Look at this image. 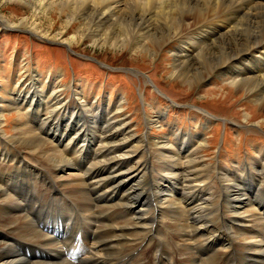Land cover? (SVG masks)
<instances>
[{
    "label": "bare ground",
    "instance_id": "bare-ground-1",
    "mask_svg": "<svg viewBox=\"0 0 264 264\" xmlns=\"http://www.w3.org/2000/svg\"><path fill=\"white\" fill-rule=\"evenodd\" d=\"M7 1L32 9L30 17L16 22L0 14L7 29L28 26L31 33L42 31L37 18L55 7L59 12L69 9L67 23L85 20L67 37L64 31L52 36L69 48L77 38L89 36L94 46L136 45L140 52L153 54L149 42L157 50L175 40L179 45L172 74L182 84L191 87L215 76L228 77L233 87L244 89L264 107V0H238L249 8L242 16L234 8L237 0L0 4ZM47 32L40 38H48ZM32 73L15 83L18 89L8 91L0 84V94L6 95L0 96V264H146L143 250L137 259L127 250L152 233L156 219L154 236L156 242L163 239L162 252L180 251L172 242L175 237L185 240L190 252L183 251L178 260L165 254L162 259L178 264H188V258L197 264H264V240L254 233L256 228L264 235V151L246 164L222 166L218 159L207 164L203 131H170V137L156 141L149 135L135 136L122 111L123 97L113 106L93 104L83 95L70 103L51 80L41 79L47 85L41 87L36 68ZM7 109L28 115L26 123L33 130L22 140H28L27 150L19 146L26 123L19 122L13 135L2 127ZM23 154L35 164L25 162ZM65 176L73 180L62 190L56 183ZM227 228L234 234L231 241L224 233ZM58 229L68 238L58 240ZM187 235L190 239H184ZM14 243L19 244L16 249ZM194 243L197 246L190 247ZM37 246L45 259L33 260L34 255L20 252L24 247L31 254ZM74 250L79 256L72 260ZM123 256L126 260L120 261Z\"/></svg>",
    "mask_w": 264,
    "mask_h": 264
},
{
    "label": "rangeland",
    "instance_id": "rangeland-1",
    "mask_svg": "<svg viewBox=\"0 0 264 264\" xmlns=\"http://www.w3.org/2000/svg\"><path fill=\"white\" fill-rule=\"evenodd\" d=\"M31 1L64 3L80 0ZM125 2L116 0L112 3L118 5ZM261 2V5H264V2ZM234 8L238 9V16L249 11V8L238 0L235 1ZM68 13L69 9L59 12L55 7L48 16L38 17L37 22L42 31L33 32L34 34L29 31L28 26L4 28L0 19V84L6 86L8 91H12V87L18 89L19 86H15V83L32 77V69L36 68L41 77L39 81L51 80L57 86L56 90L61 89L62 96L70 103L74 96L83 95L85 100L88 97L87 100L93 104L98 101L100 104L113 106L117 98L123 97L122 111L135 136L149 135L143 132L145 125L149 128L151 139L155 141L170 137V131H203L200 137L205 138L207 144H204L202 155L207 164L219 160L222 166L235 165L236 162L241 165L252 156L257 157V151H264V107L260 101L252 98L244 89L233 87L228 77L215 76L191 87L182 84L181 79L172 74L174 53L179 45L177 41L171 40L157 50L149 42L148 47L153 49V54L140 52L136 45L118 49L94 46L89 36L77 38L69 48L65 43H61L60 39H51L58 31H64V37L69 36L78 31L85 22L78 18L67 23ZM0 14L16 22L24 16L30 17L32 9L17 2L7 1L0 4ZM191 18L188 16L187 20ZM43 31H48L50 36L40 38ZM186 31H183L182 35ZM27 68H30V71H27ZM72 70L76 72L74 79L69 76V71L71 73ZM42 81L41 87L46 88L47 85ZM0 96L6 98L5 94ZM6 102L5 100L4 104ZM74 105L72 104V108ZM17 111L5 110L2 127L7 135L15 134V126L19 122H27L28 115H25L24 111H20L19 115ZM206 118H209V124L205 121ZM32 130L33 127L26 123L20 131L21 148L27 150L28 140H22L30 136ZM22 157L25 162H32L28 155L23 154ZM31 164H35L34 161ZM6 168H11V165ZM70 180L73 179L65 176L62 180L58 179L56 184L63 190L64 184L70 183ZM240 197H245V194L241 192ZM10 214L20 213L11 211ZM16 219L18 224L22 223L20 218ZM175 227L180 229L179 226ZM148 241L145 243V249ZM184 241L180 240L183 250L186 243ZM192 246L190 244V247ZM151 251L145 250L146 256L151 257ZM179 256L181 255L178 254L176 258ZM189 262L198 263L192 258L187 259L186 263Z\"/></svg>",
    "mask_w": 264,
    "mask_h": 264
},
{
    "label": "flooded vegetation",
    "instance_id": "flooded-vegetation-1",
    "mask_svg": "<svg viewBox=\"0 0 264 264\" xmlns=\"http://www.w3.org/2000/svg\"><path fill=\"white\" fill-rule=\"evenodd\" d=\"M2 85V84H1Z\"/></svg>",
    "mask_w": 264,
    "mask_h": 264
}]
</instances>
